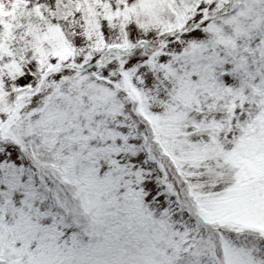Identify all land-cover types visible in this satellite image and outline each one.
Listing matches in <instances>:
<instances>
[{
    "label": "snow or ice",
    "instance_id": "1",
    "mask_svg": "<svg viewBox=\"0 0 264 264\" xmlns=\"http://www.w3.org/2000/svg\"><path fill=\"white\" fill-rule=\"evenodd\" d=\"M0 264H264V0H0Z\"/></svg>",
    "mask_w": 264,
    "mask_h": 264
}]
</instances>
